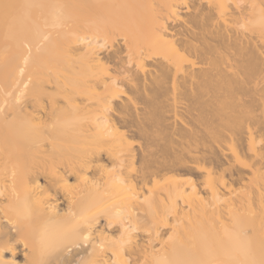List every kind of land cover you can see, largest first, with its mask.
<instances>
[{"label":"bare ground","instance_id":"6f19581e","mask_svg":"<svg viewBox=\"0 0 264 264\" xmlns=\"http://www.w3.org/2000/svg\"><path fill=\"white\" fill-rule=\"evenodd\" d=\"M0 264H264V0H0Z\"/></svg>","mask_w":264,"mask_h":264}]
</instances>
